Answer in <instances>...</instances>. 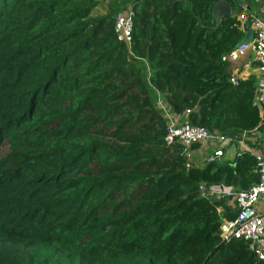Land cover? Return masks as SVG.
<instances>
[{"label": "trees", "instance_id": "16d2710c", "mask_svg": "<svg viewBox=\"0 0 264 264\" xmlns=\"http://www.w3.org/2000/svg\"><path fill=\"white\" fill-rule=\"evenodd\" d=\"M216 1L0 0V264H264L222 241L238 209L204 192L257 183L254 155L186 168L164 142L166 113L231 141L260 125L257 78L233 85L221 61L244 32Z\"/></svg>", "mask_w": 264, "mask_h": 264}, {"label": "built area", "instance_id": "2783aa9c", "mask_svg": "<svg viewBox=\"0 0 264 264\" xmlns=\"http://www.w3.org/2000/svg\"><path fill=\"white\" fill-rule=\"evenodd\" d=\"M238 27L246 32L252 31L250 41L238 43L234 48L225 52L221 61L228 63L230 66L238 65L239 62L250 56L257 70L255 76V93L253 104L264 114V18L255 15L250 17L240 14L238 16ZM134 19L131 6L122 8L114 16V32L117 40L130 43ZM242 76L237 73H231L229 81L233 85H238ZM190 110H186L189 113ZM232 142L230 138L215 132H210L205 127L192 124L186 118L171 119L166 128L164 142L167 146L178 144L181 154L185 158V166L189 168L192 163V152L195 145L203 141ZM245 150V149H244ZM251 153L250 150H245ZM242 152H238L239 157ZM253 154V153H252ZM223 156L221 148L215 149L208 154L205 163L218 161ZM255 171L258 174L257 183L251 185L246 190H239L232 193L238 209L237 215L233 220H224L220 224V238L222 241H228L231 238H240L248 242L252 252L260 260H264V210L257 209L259 199L264 196V154L254 153ZM205 194L215 196L212 190L205 191Z\"/></svg>", "mask_w": 264, "mask_h": 264}, {"label": "crops", "instance_id": "0c3cea01", "mask_svg": "<svg viewBox=\"0 0 264 264\" xmlns=\"http://www.w3.org/2000/svg\"><path fill=\"white\" fill-rule=\"evenodd\" d=\"M226 4L230 7V13L232 16L238 18L240 14H244L248 17L251 15L258 16L260 18H264V0H224ZM231 1V2H230ZM213 17V16H212ZM223 18V15H220L219 22ZM215 22L217 20L213 17ZM218 22V23H219ZM241 30H243L241 28ZM248 32H245L244 35ZM231 69V73H237L238 75L242 76V79H245L251 75L257 76V70L254 66L253 61H250V56L243 58L238 65H229ZM168 121L169 118L171 119H180L183 120L180 116H175L172 113H166ZM221 148L223 150V156L219 158V162L222 164H227L233 162L236 158L238 152L244 153L245 150H250L251 153H261L264 154V114L261 115V122L258 127L253 129L250 132L243 133L240 139L232 142H216V141H203L200 144H197L193 148L192 152V163L196 165H204L205 159L208 154L212 153L215 149ZM245 149V150H244ZM247 152V151H246ZM210 190L216 193L215 196H227L232 195V193L239 191L240 189H234L233 187H218L214 186ZM235 200L233 198L226 197L225 201V208L231 207L234 209L235 207ZM257 209L259 211L264 210V197L259 199L257 203ZM218 210L221 212L222 207H219ZM227 220L222 218V222Z\"/></svg>", "mask_w": 264, "mask_h": 264}, {"label": "water", "instance_id": "95a60500", "mask_svg": "<svg viewBox=\"0 0 264 264\" xmlns=\"http://www.w3.org/2000/svg\"><path fill=\"white\" fill-rule=\"evenodd\" d=\"M229 13H230V7L226 4L224 0L216 1L211 9V15L217 20V23L219 22L220 15L225 16ZM251 37H252V31L248 30V32L243 36V38L239 43H246L250 41ZM225 197L232 198V195H227Z\"/></svg>", "mask_w": 264, "mask_h": 264}, {"label": "rangeland", "instance_id": "374dc122", "mask_svg": "<svg viewBox=\"0 0 264 264\" xmlns=\"http://www.w3.org/2000/svg\"><path fill=\"white\" fill-rule=\"evenodd\" d=\"M100 1V0H99ZM102 1V4H100L99 5V7L97 8V10H96V13H99V14H103V13H105L106 11H107V5H106V2H107V0H101ZM105 3H104V2ZM184 24V23H183ZM182 24V25H183ZM180 29H183V28H181L180 27ZM184 44V43H183ZM187 51V50H186ZM190 51V50H189ZM193 52V50L190 52V53H192ZM180 55H185V53H179ZM179 55V56H180ZM174 57H178V56H174ZM159 104H161V102H159ZM164 104H162V106H163Z\"/></svg>", "mask_w": 264, "mask_h": 264}]
</instances>
